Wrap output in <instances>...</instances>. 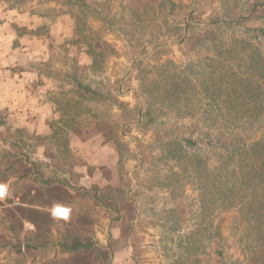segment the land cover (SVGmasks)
<instances>
[{"label":"rangeland","instance_id":"obj_1","mask_svg":"<svg viewBox=\"0 0 264 264\" xmlns=\"http://www.w3.org/2000/svg\"><path fill=\"white\" fill-rule=\"evenodd\" d=\"M0 182V264H264V0H0Z\"/></svg>","mask_w":264,"mask_h":264},{"label":"trees","instance_id":"obj_2","mask_svg":"<svg viewBox=\"0 0 264 264\" xmlns=\"http://www.w3.org/2000/svg\"><path fill=\"white\" fill-rule=\"evenodd\" d=\"M254 88H259V86H257L256 84ZM254 88L250 89V88H247L245 85H241L240 87L237 86V87L232 88V90L230 89V92L228 91L229 90L228 87L227 88L224 87L223 90L218 89V92H219V96L222 98V104L227 105L228 109H232L233 107L237 106L238 98L240 96H245L246 99L253 100L251 97L253 96V94H255ZM210 90L211 89H209V91ZM206 91H208V89Z\"/></svg>","mask_w":264,"mask_h":264},{"label":"built area","instance_id":"obj_3","mask_svg":"<svg viewBox=\"0 0 264 264\" xmlns=\"http://www.w3.org/2000/svg\"><path fill=\"white\" fill-rule=\"evenodd\" d=\"M9 187L5 183L0 182V201H4L9 197ZM71 209L68 206L58 204L51 210V215L57 220H68L71 216Z\"/></svg>","mask_w":264,"mask_h":264}]
</instances>
